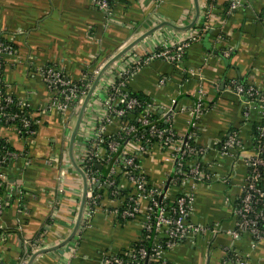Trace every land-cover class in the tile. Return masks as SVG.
<instances>
[{"label": "crops", "instance_id": "1", "mask_svg": "<svg viewBox=\"0 0 264 264\" xmlns=\"http://www.w3.org/2000/svg\"><path fill=\"white\" fill-rule=\"evenodd\" d=\"M230 1L215 0L220 11ZM197 2L199 18L188 28L197 17L195 0H161L159 4L113 0L110 16L100 12L94 0H0V37L14 50L3 70L4 83L32 109L48 106L52 98L39 70L54 66L78 81L134 42L138 44L130 51L139 55L173 48L201 21L207 1ZM231 80L256 83L264 89V0H249L230 16L217 13L207 37L187 49L180 67L152 61L130 84L145 100L167 103L170 96H179L187 107L198 87L209 91L211 102L199 121L196 144L208 149L204 162L219 180L197 188L192 220L216 233L209 232L193 244L182 242L169 254L171 264H221L223 247L239 253L247 264H264V239L254 242L247 234L239 239L230 235L235 228L232 209L248 171L234 157L220 159L217 144L230 132H238L248 148L252 144L243 104L227 86ZM257 116L256 111L252 118L257 120ZM188 118V113L176 117L178 135L186 133ZM77 120H71V114L55 113L33 142L10 136L12 146L26 149L29 157L8 173L13 201L0 216V264H21L26 254L47 248L52 250L39 255L33 264H103L105 253H123L138 238L140 229L135 223L120 224L99 211L90 228L71 239L84 195L83 178L70 156ZM75 145L76 137V163ZM47 160L52 165H45ZM151 172L156 182L159 167L154 164ZM223 178H229L228 183Z\"/></svg>", "mask_w": 264, "mask_h": 264}, {"label": "built area", "instance_id": "2", "mask_svg": "<svg viewBox=\"0 0 264 264\" xmlns=\"http://www.w3.org/2000/svg\"><path fill=\"white\" fill-rule=\"evenodd\" d=\"M113 0H94L96 8L111 15ZM159 4L161 0H153ZM201 22L173 48H164L143 55L127 52L109 66L99 78L86 105L76 135L77 166L86 179V202L79 231L90 228L99 211L122 222L135 223L140 234L123 253L103 255V264H171L169 254L182 242L192 244L210 231L193 222L194 205L199 186H211L215 175L205 163L208 149L196 144L199 121L209 109V91L202 85L190 96V106L179 96H170L167 103L141 99L130 89L131 82L152 61H164L180 67L187 49L207 37L217 13L230 16L242 9L249 0H231L219 10L215 0H206ZM208 1H210L208 3ZM200 23V22H199ZM14 50L0 37V186L12 191L8 173L27 162L26 149H16L10 142L15 136L23 142H33L52 114H71L78 118L84 101L104 69L85 73L78 81L68 78L60 69L47 66L39 72L51 103L38 110L16 98L4 83L3 70ZM229 57V52H224ZM194 76V73H190ZM227 84L243 104L245 123L255 128L248 148L238 132H230L217 144L220 159L234 157L242 162L248 177L241 195L232 209L235 228L230 235L239 239L250 235L254 242L264 239V89L256 83L244 88L238 80ZM258 113V119L253 117ZM188 113L187 131L177 134L174 123L178 115ZM159 167L156 182L152 181L153 165ZM50 166V160L45 161ZM100 167V169H99ZM152 173V172H151ZM64 180L65 172L61 173ZM228 183L229 178H223ZM11 193V192H10ZM7 201L0 200V216ZM78 231V232H79ZM221 264H247L239 253L223 247ZM25 255L21 264L29 262Z\"/></svg>", "mask_w": 264, "mask_h": 264}, {"label": "water", "instance_id": "3", "mask_svg": "<svg viewBox=\"0 0 264 264\" xmlns=\"http://www.w3.org/2000/svg\"><path fill=\"white\" fill-rule=\"evenodd\" d=\"M195 2H196V9H197V17H196L195 22H194L191 26H189L188 28H193V26L195 25V23L197 22V20H198V18H199V14H200L199 5H198L197 0H195ZM165 25H169V26L173 27V24H170V23H166ZM152 31H154V30H152ZM152 31H151V32H152ZM151 32H150V33H151ZM148 35H149V34H146L143 38H145V37L148 36ZM143 38H142V39H143ZM137 44H138V41H137V42H134V43H132V44H130L128 47H126L124 50H122L119 54H117L112 60H110V61L106 64V66H105L104 69L101 71L100 75L98 76L97 80L95 81V83H94V85H93L91 91L89 92L88 96L86 97V99H85V101H84V104H83V107H82V109H81V111H80V114H79V116H78L77 124H76L75 130H74V132H73V135H72V137H71L70 156H71L72 164H73V165L75 166V168L79 171V173L81 174V176H82V178H83V183H84V195H83V198H82V203H81V209H80V212H79L78 223H77V225H76V227H75V230H74V232H73V234H72V236H71V239H72L73 237H75V235L78 233L79 228H80V225H81L82 215H83V210H84L85 202H86V190H87V186H86V185H87V184H86L87 182H86V179H85V177H84V174H83V172L81 171V169L77 166V164L74 162V158H73V146H74V142H75V137H76L77 132H78V130H79V126H80V123H81V120H82V117H83V114H84V111H85L86 105H87V103H88V101H89V99H90V97H91V94H92V92H93L95 86L97 85V82H98L99 78L102 76V74L105 72V70H106L109 66H111L114 62L118 61L121 57H123L127 52H129V51H130L133 47H135ZM99 169H100V167H99ZM48 249H49V248H47V249H42V250L37 251L35 254H33V255L31 256V258H30L28 264H33L34 261L36 260V258H37L39 255H41V254H43V253H46V252H50V251L52 250V249H49V250H48Z\"/></svg>", "mask_w": 264, "mask_h": 264}, {"label": "trees", "instance_id": "4", "mask_svg": "<svg viewBox=\"0 0 264 264\" xmlns=\"http://www.w3.org/2000/svg\"><path fill=\"white\" fill-rule=\"evenodd\" d=\"M209 2H210V1H208V3H209ZM214 4H216V2H214ZM228 4H229V3H226L225 5H223V8L226 9V8L228 7ZM202 24H203V22L200 21V23H198V24L195 26L194 29H195L196 31H197V30H200V29L202 28ZM238 82H239V84L242 85L244 88H247V87H248V86H247L248 83H247L246 81H244V80H238ZM135 95L138 96V97L141 98V99H145V98L140 97L138 94H135ZM257 132H258V131H257L255 128L252 129V135H253V134H254V135H257ZM262 178L264 179V172H263ZM261 187L264 188V182H261ZM22 195H23V194L20 195V199L23 198ZM10 196H11V195H10V190H8V189H6V188L0 186V200H2V201H6V200L9 199V201H7V202L11 203L13 200H12V198H9ZM7 204H8V203H7ZM115 220H116L118 223H120V224H124V223H125V222L120 221L118 218H115ZM0 234H3V231H0Z\"/></svg>", "mask_w": 264, "mask_h": 264}]
</instances>
